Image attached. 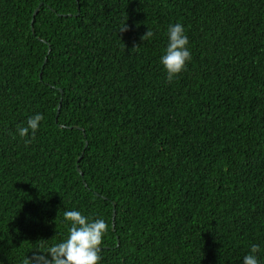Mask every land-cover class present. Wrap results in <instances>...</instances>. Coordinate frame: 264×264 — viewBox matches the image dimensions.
<instances>
[{
	"label": "trees",
	"instance_id": "obj_1",
	"mask_svg": "<svg viewBox=\"0 0 264 264\" xmlns=\"http://www.w3.org/2000/svg\"><path fill=\"white\" fill-rule=\"evenodd\" d=\"M69 210L108 224L100 264H264V0H0V264Z\"/></svg>",
	"mask_w": 264,
	"mask_h": 264
},
{
	"label": "clouds",
	"instance_id": "obj_2",
	"mask_svg": "<svg viewBox=\"0 0 264 264\" xmlns=\"http://www.w3.org/2000/svg\"><path fill=\"white\" fill-rule=\"evenodd\" d=\"M129 29L126 22L119 29L118 33L127 32ZM154 33L151 30L141 37L142 41L152 38ZM168 44L160 63L167 73V81L171 82L175 76L186 69L187 62L191 60V53L188 49V38L184 26L180 23L170 25L167 30ZM139 46H134L133 49ZM44 119L40 113L29 117L26 126H18V134L21 138L31 137L24 140L25 146L32 143L35 133ZM64 220L70 223L67 238L62 242L48 246L46 251L36 249L32 254L26 255L21 264H100L102 261L103 238L108 232V224L104 219L90 220L80 211H65ZM40 246L44 247L46 241L41 240ZM260 247L257 244L251 245L250 252L244 256L243 264H259L257 253Z\"/></svg>",
	"mask_w": 264,
	"mask_h": 264
}]
</instances>
